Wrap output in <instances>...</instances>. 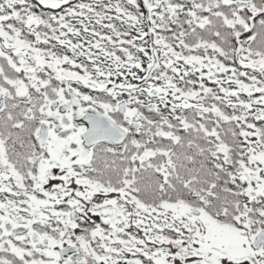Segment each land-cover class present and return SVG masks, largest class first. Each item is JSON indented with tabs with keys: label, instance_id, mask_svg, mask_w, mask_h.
<instances>
[{
	"label": "snow or ice",
	"instance_id": "obj_1",
	"mask_svg": "<svg viewBox=\"0 0 264 264\" xmlns=\"http://www.w3.org/2000/svg\"><path fill=\"white\" fill-rule=\"evenodd\" d=\"M0 264H264V0H0Z\"/></svg>",
	"mask_w": 264,
	"mask_h": 264
}]
</instances>
